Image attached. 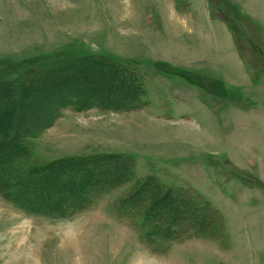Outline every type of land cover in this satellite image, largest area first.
<instances>
[{
    "label": "rangeland",
    "instance_id": "obj_1",
    "mask_svg": "<svg viewBox=\"0 0 264 264\" xmlns=\"http://www.w3.org/2000/svg\"><path fill=\"white\" fill-rule=\"evenodd\" d=\"M177 1L0 0V72L17 79L29 61L88 53L135 68L147 89L140 109L64 108L32 150L129 154L137 176L201 192L225 232L185 234L158 252L115 212L128 183L67 217L31 213L0 191V264H264V0H243L263 26L237 0H209L225 24L206 19L207 0ZM193 56L198 69L180 64Z\"/></svg>",
    "mask_w": 264,
    "mask_h": 264
},
{
    "label": "trees",
    "instance_id": "obj_2",
    "mask_svg": "<svg viewBox=\"0 0 264 264\" xmlns=\"http://www.w3.org/2000/svg\"><path fill=\"white\" fill-rule=\"evenodd\" d=\"M24 67L17 79L0 72V191L8 199L31 213L67 217L128 183L114 203L115 212L155 251L165 252L185 234L225 232L223 214L201 192L189 185H170L157 174L137 176L135 158L129 154L48 159L32 150L29 140L53 125L64 108L140 109L147 89L135 68L96 53L51 67H37L32 61ZM67 94L72 99L65 101ZM54 101L58 108H52ZM255 183L264 186L257 178Z\"/></svg>",
    "mask_w": 264,
    "mask_h": 264
},
{
    "label": "crops",
    "instance_id": "obj_3",
    "mask_svg": "<svg viewBox=\"0 0 264 264\" xmlns=\"http://www.w3.org/2000/svg\"><path fill=\"white\" fill-rule=\"evenodd\" d=\"M208 1V4H207V7H206V9H205V11L203 12L204 13V15L206 16V19H208L209 21H217V22H221V23H223V24H225V19H221L220 17H214L213 16V13H212V10H211V8L209 7V3H210V1L209 0H207ZM238 1V4L239 5H242V6H246V3L244 4V2H243V0L241 1V0H237ZM253 1H256V0H253ZM259 1H261V0H259ZM174 6L175 7H177V4H176V2L174 3ZM210 8V9H209ZM246 8V7H245ZM246 11L248 12V14L250 15V18H251V20L253 21V22H255V25H257L258 26V24L260 23V25H262L263 26V24L262 23H264V22H262L261 23V20L260 19H258V18H254L253 16H251L252 14H255V12H252V10H251V8L249 7H247L246 8ZM175 12H177V10H175ZM183 13H187L186 11H183ZM259 25V29H261V26ZM253 55H256V54H253ZM253 58H255V59H257V61H259L260 59L259 58H257V55L256 56H253ZM240 61L242 60V59H239ZM180 61H182L180 64H182V65H184V66H186V68H188V69H190V70H195V69H198V65H200V63L201 62H203L202 60H201V57L200 56H193V57H188V58H184L183 57V59L181 58L180 59ZM262 61H260L259 63H261ZM195 65H197V67H195ZM259 180V179H258ZM259 181H261V180H259ZM262 183H264L263 181H261ZM251 184V183H250ZM252 185V184H251ZM188 186V185H187ZM259 186H261V185H259ZM262 187H264V186H262ZM194 188V187H193ZM209 200V199H208ZM212 202V201H211ZM213 203V202H212ZM216 206V205H215ZM217 207V206H216ZM218 208V207H217ZM219 209V208H218ZM221 210V209H220Z\"/></svg>",
    "mask_w": 264,
    "mask_h": 264
}]
</instances>
